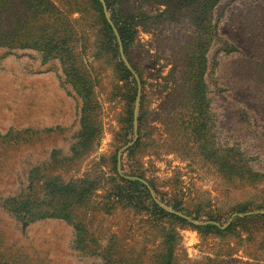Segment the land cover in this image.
Listing matches in <instances>:
<instances>
[{
	"label": "rangeland",
	"instance_id": "374dc122",
	"mask_svg": "<svg viewBox=\"0 0 264 264\" xmlns=\"http://www.w3.org/2000/svg\"><path fill=\"white\" fill-rule=\"evenodd\" d=\"M47 1H3V37L70 38L75 66L91 76L98 134L80 146L83 100L64 57L49 58L36 45L0 47V264H156L170 235L172 264H264V0H220L205 44L196 40L197 8L171 20L160 16L175 9L169 0H106L114 11L149 18L126 48L140 86V121L138 146L124 150L119 164L134 138L137 97L130 101L132 85L119 78V45L114 53L91 0ZM202 46L208 118L194 135L175 117ZM131 173L152 184L160 207L174 202L221 231L161 218L145 198L115 199V188L125 189L118 176ZM51 181L97 189L70 220L22 223L18 205L46 199ZM238 209L244 212L233 214Z\"/></svg>",
	"mask_w": 264,
	"mask_h": 264
},
{
	"label": "trees",
	"instance_id": "16d2710c",
	"mask_svg": "<svg viewBox=\"0 0 264 264\" xmlns=\"http://www.w3.org/2000/svg\"><path fill=\"white\" fill-rule=\"evenodd\" d=\"M5 1L10 4H14L15 0H0V9L3 8V3ZM47 0H40V2H46ZM48 2V1H47ZM46 2V3H47ZM92 5L94 6L98 15L102 18V22L104 24V30L107 35V39L112 46V50L115 53V49H118L117 38L113 33L111 26L108 24L101 3L98 0H91ZM220 0H169L167 4V8H175L172 12L168 9L163 11L160 16L166 17L163 14L167 15L169 19H176V15L181 13L183 10L197 8L194 13V22L198 23V27L200 29V37L196 38L198 43L205 44L207 42L208 33H215L216 26L212 25L213 18V9L218 5ZM49 3V2H48ZM105 4L107 6V12L109 14V18L115 27L121 47L123 49V53L131 65L133 66L128 59V55H126V48L130 44L133 43L134 38L137 34V27L142 23L146 22L149 18L145 15L141 14H122L121 11L115 8H110V5L105 0ZM176 4V5H175ZM2 24L0 23V47H34L42 46L43 51L46 56H61L66 59L67 66V77L70 78L74 87L78 90L82 100H83V108H82V130L83 139L82 144L80 145L83 148H88L95 136L98 134V125L96 122L95 113L97 114V104L93 99V84L91 80V76L85 71L84 67L78 69L75 66L74 54L71 50L72 47H69V40L64 39V37H60L59 40L52 39V37L46 38H36L35 40H29V38H19V39H5L3 37V29ZM207 31V32H206ZM195 40V41H196ZM194 41V42H195ZM75 46V45H74ZM73 46V49H74ZM202 50L200 52L197 50L194 52L195 56H192L191 61L194 63L193 74L189 80L188 87L183 90L182 95H186V101L182 105V111L179 115H177L176 119H184L185 127L188 128L194 135H200L206 129V121L208 114V104L206 97L205 85L203 83V75L205 71V59L204 54L206 51V46H202ZM201 49V47H199ZM71 51V52H70ZM202 51V52H201ZM119 57V66L120 71L119 76L120 79H124L131 83V93L130 101L134 102V97L137 93V82L134 79L133 72L129 71L124 63ZM47 57V58H48ZM81 65V64H80ZM82 66V65H81ZM134 70V69H133ZM141 106V101H140ZM140 121V115H137V122ZM132 124H133V113L130 112V123L129 128L132 132ZM138 146V140L134 143V146L127 150V154H131L134 148ZM117 164V160L115 161ZM122 163V161H121ZM122 170H124V166L121 164ZM132 179H125L123 177L118 176L119 180L125 184V189L121 187H116L115 199L123 200L127 203H136L139 204V201L145 198L148 201V205L152 212L158 215L161 218H171L178 220L182 223H187V219H191L193 222L203 223L202 226H196L198 229L206 228L208 231L213 230L216 232H220V224H215V221L208 220H200L198 217L190 215L188 212L184 211L179 204L174 202H164L163 204L165 208L157 205L155 200L153 199L151 193L149 192V188L153 190V186L150 182H147L148 186L143 183V176L138 175L136 173L129 174ZM137 179H136V178ZM135 178V179H134ZM141 179V180H140ZM97 187L90 184V182H71L68 184H60L57 181H51L45 184V190L47 192L46 199L42 200L40 203H30L23 202L18 205L19 214L23 213V215H18V219L27 223L34 222L39 219L44 218H61L64 220H70L71 211L75 208L82 207L87 202L88 198L91 196L93 190H96ZM119 189V190H118ZM55 205V206H54ZM243 209H238L234 213H243ZM174 213H180L181 215L187 217V219L183 217H178ZM211 222L213 224H207ZM230 229V226H227L224 230ZM172 235L167 237L165 250L159 253L156 257V264H172L173 263V251H172Z\"/></svg>",
	"mask_w": 264,
	"mask_h": 264
},
{
	"label": "water",
	"instance_id": "95a60500",
	"mask_svg": "<svg viewBox=\"0 0 264 264\" xmlns=\"http://www.w3.org/2000/svg\"><path fill=\"white\" fill-rule=\"evenodd\" d=\"M99 1H100L101 5H102L104 16H105V18H106L108 24L111 26V28H112V30H113V32H114V35H115L116 38H117V41H118V44H119V53H120V55H121V59H122V61L124 62L126 68H127L129 71L133 72L131 66H130L129 63L126 61V59H125V57H124V55H123L122 47H121V43H120V40H119V37H118L117 31H116L115 27L113 26V24H112V22H111V20H110V18H109V16H108V14H107L106 4H105L104 0H99ZM133 74H134V73H133ZM134 78H135V80L137 81V85H138V87H137V97H136V101H135V109H134V120H133V135H134V138H133V140H132V142H131L130 144H128L127 146L123 147V148L119 151V153H118V157H117V159H118V164H119V159H120V155H121V153H122L124 150H127L130 146H132V145L136 142V140H137V121H136V113H137V108H138V103H139V97H140V86H139V82H138V79H137V77L135 76V74H134ZM118 171H120L119 167H118ZM143 183H144L145 185H147L145 182H143ZM177 215L180 216V217H183V218L187 219V217H185V216H183V215H181V214H177Z\"/></svg>",
	"mask_w": 264,
	"mask_h": 264
}]
</instances>
